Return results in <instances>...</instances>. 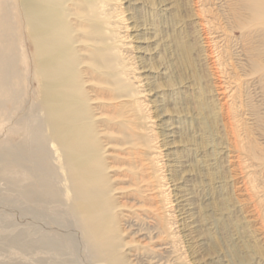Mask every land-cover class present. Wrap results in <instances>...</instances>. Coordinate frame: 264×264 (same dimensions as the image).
<instances>
[{
	"label": "rangeland",
	"instance_id": "obj_1",
	"mask_svg": "<svg viewBox=\"0 0 264 264\" xmlns=\"http://www.w3.org/2000/svg\"><path fill=\"white\" fill-rule=\"evenodd\" d=\"M112 2L129 24L125 60L139 75L122 91L141 89L118 106V119L139 148L159 151L154 182L172 184L173 203L161 214L174 221L177 264H264V24L241 0ZM14 19L20 84L0 106V264H105L87 258L49 125L48 160L28 162L53 180H38L7 152L27 148L21 123L33 119L39 101L33 40ZM155 168L148 158V170ZM23 181L35 193L23 194Z\"/></svg>",
	"mask_w": 264,
	"mask_h": 264
},
{
	"label": "bare ground",
	"instance_id": "obj_2",
	"mask_svg": "<svg viewBox=\"0 0 264 264\" xmlns=\"http://www.w3.org/2000/svg\"><path fill=\"white\" fill-rule=\"evenodd\" d=\"M241 1L250 17L264 24V0ZM116 7L112 0H17L15 5L0 0V106L20 84L12 43L16 15L21 33L33 40L39 85L37 111L33 119L21 123L29 128V144L22 152L9 147L7 152L38 180H53V173L43 171L46 167L28 162L48 160V124L49 142L67 171L69 204L89 250L87 258L105 264H177L178 242L169 230L174 221H163L168 215L161 214L173 203L168 197L172 184L168 179L154 182L163 168L157 167L159 151L148 154V148H139L129 123L118 119V106L141 89L122 91L131 77L139 75L126 63L129 24L114 12ZM144 143L148 145V140ZM148 158L155 164L153 171L148 170ZM27 182L23 181L22 192L29 196L37 188Z\"/></svg>",
	"mask_w": 264,
	"mask_h": 264
}]
</instances>
